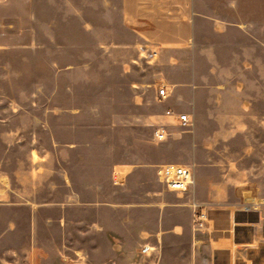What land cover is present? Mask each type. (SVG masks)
I'll return each instance as SVG.
<instances>
[{
	"label": "rangeland",
	"instance_id": "1",
	"mask_svg": "<svg viewBox=\"0 0 264 264\" xmlns=\"http://www.w3.org/2000/svg\"><path fill=\"white\" fill-rule=\"evenodd\" d=\"M112 2L114 11L119 10L118 0H34L36 22L26 32L33 35L36 56L10 48L15 42H8L6 55L0 56V177L22 195L19 201H51L39 219L40 260L45 264H174L171 209L186 202L188 191H168L157 173L164 165L192 167L193 127L166 123L171 136L159 142L153 118L144 122L141 108L116 102L121 100L117 93L121 75L101 72L102 67L118 64L105 48L117 37L111 31ZM204 3L202 11L211 10L222 22L247 23L241 27L247 34L240 36L223 23L201 27L198 50L183 53L200 67L198 84L213 90L209 97L220 98L225 90L227 98L238 97L236 91L246 88L249 97L264 101V0ZM26 39L22 44H30ZM66 63L75 66L69 73L62 71ZM154 63H147L150 71ZM153 107L146 111L151 116ZM260 109L264 112V105ZM132 113L134 122L114 120L115 115ZM236 124L232 129L240 130L238 137L214 139L212 174L228 185L264 195V123ZM69 142L80 147L65 158L70 157L75 179L72 190L82 193L85 204L72 210L68 220L72 225L83 221L88 230L79 262L59 250L62 202L67 196L62 186L63 147ZM127 163L140 166L117 187L114 166ZM73 235H78L74 229Z\"/></svg>",
	"mask_w": 264,
	"mask_h": 264
},
{
	"label": "crops",
	"instance_id": "2",
	"mask_svg": "<svg viewBox=\"0 0 264 264\" xmlns=\"http://www.w3.org/2000/svg\"><path fill=\"white\" fill-rule=\"evenodd\" d=\"M33 3L34 0H0V56L6 55L8 42L16 43L10 48L17 51L23 49L31 57L33 54L36 56L38 51L34 49L33 35L26 32L27 26L36 22L33 23ZM117 4L120 9L114 11V2L111 3L114 29L111 31L114 35L116 32L117 37L112 38L110 46L105 48L109 50L110 58L118 59V64L101 69L103 73L121 75L117 89L121 100L118 98L116 102L141 108L144 122L153 118L158 123L154 138L161 127L167 129L168 139L171 136L168 126L179 127L166 115L168 110L189 114L194 123L191 130L194 184L188 190L186 202L176 204L171 209L175 213L174 264H264V195L228 185L224 179L218 180L211 171L214 165L209 163L210 155L215 151L214 139H230L240 135L239 129H232L238 127L236 123H264V112L260 109L264 101L249 97L246 88L236 91L238 97L227 98L226 90L220 98L209 97L213 90L203 89L198 84L202 80L199 65L183 55L184 52L198 50L202 26L214 28L223 23L232 26L231 29L240 36H245L247 30L241 27L247 23L222 22L211 10L203 12L204 0H118ZM212 32L214 38L215 30ZM27 37L30 44H22ZM37 40L35 35L34 42ZM63 48L65 50L67 47ZM124 58L126 62H123ZM150 61L155 62L152 71L147 64ZM64 65V73H69L75 67L69 63ZM163 86L166 87L167 98L161 102L159 89ZM205 92L207 97L204 96ZM152 105L155 110L153 116L146 112ZM123 118L127 122H134L135 115L114 116L115 121ZM79 149L72 142L63 147L62 186L67 196L62 202L63 226L60 229L63 244L59 242L60 249L57 248L60 252L63 248L65 256L77 260L75 262H79L85 254L82 247L86 244L85 234L88 230L81 225L83 221L72 225L68 220L71 211L76 207L81 209L85 203L82 202V193L72 190L75 179L71 173L70 157L68 160L65 157L68 152L74 153ZM205 154L206 157L203 156ZM139 166L136 163L115 165L114 185L123 186ZM2 179L0 177V196H3V200H0V264H45L40 260L39 219L44 207L51 201L38 198L19 201L17 197L22 195L11 190ZM157 180L166 188L158 173ZM197 210L206 214V230L195 229ZM23 216L26 217L25 222ZM79 217L81 219L83 216L80 214ZM72 229L78 235L72 236ZM100 229V233H95L103 235L104 230ZM72 237H75V242H72ZM164 238L162 247L167 246ZM45 256L52 257V254L46 253ZM46 264H54V261Z\"/></svg>",
	"mask_w": 264,
	"mask_h": 264
},
{
	"label": "built area",
	"instance_id": "3",
	"mask_svg": "<svg viewBox=\"0 0 264 264\" xmlns=\"http://www.w3.org/2000/svg\"><path fill=\"white\" fill-rule=\"evenodd\" d=\"M160 101L167 98L166 87L159 89ZM166 115L173 119L174 123L181 129L193 127V120L189 114L178 113L174 110H168ZM169 133L165 127L159 128L155 132V138L158 141H166ZM160 181L166 186L169 191L184 193L187 192L194 184V172L191 166L182 165H165L158 171ZM197 208V206L195 205ZM198 209V208H197ZM207 217L203 211L196 212L195 222L198 230H206ZM206 222V223H205Z\"/></svg>",
	"mask_w": 264,
	"mask_h": 264
}]
</instances>
